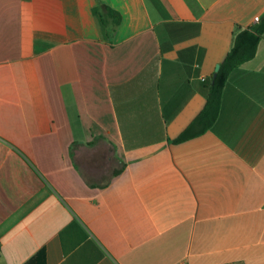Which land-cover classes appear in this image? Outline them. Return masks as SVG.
<instances>
[{"label":"crops","instance_id":"crops-1","mask_svg":"<svg viewBox=\"0 0 264 264\" xmlns=\"http://www.w3.org/2000/svg\"><path fill=\"white\" fill-rule=\"evenodd\" d=\"M101 1L0 0V264H264V39L174 143L264 0Z\"/></svg>","mask_w":264,"mask_h":264},{"label":"trees","instance_id":"trees-1","mask_svg":"<svg viewBox=\"0 0 264 264\" xmlns=\"http://www.w3.org/2000/svg\"><path fill=\"white\" fill-rule=\"evenodd\" d=\"M96 1L97 4L94 9L95 16L97 17L106 38L112 42L115 33L122 23V14L101 0ZM192 26L196 27L197 32H199V24ZM263 39L264 16L261 17L260 21L253 27L244 28L240 25L235 27L232 47L224 61L220 64V70L217 76L214 77L213 75L205 81L208 94L204 109L193 123L174 140V143H182L200 136L214 126L221 112L223 91L230 75L236 69L252 61L256 57L259 45ZM45 260V251L41 250L31 258L27 264H45Z\"/></svg>","mask_w":264,"mask_h":264},{"label":"water","instance_id":"water-1","mask_svg":"<svg viewBox=\"0 0 264 264\" xmlns=\"http://www.w3.org/2000/svg\"><path fill=\"white\" fill-rule=\"evenodd\" d=\"M219 70H220V65H217V67H216V69H215L214 77L217 76Z\"/></svg>","mask_w":264,"mask_h":264},{"label":"built area","instance_id":"built-area-1","mask_svg":"<svg viewBox=\"0 0 264 264\" xmlns=\"http://www.w3.org/2000/svg\"><path fill=\"white\" fill-rule=\"evenodd\" d=\"M260 21V18H257V23ZM204 81L206 80V79H203Z\"/></svg>","mask_w":264,"mask_h":264}]
</instances>
